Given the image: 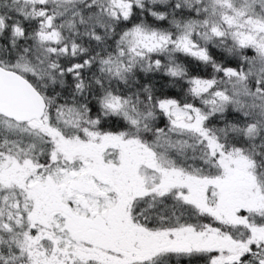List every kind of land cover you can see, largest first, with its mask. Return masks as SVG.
Instances as JSON below:
<instances>
[{
  "label": "snow or ice",
  "instance_id": "obj_1",
  "mask_svg": "<svg viewBox=\"0 0 264 264\" xmlns=\"http://www.w3.org/2000/svg\"><path fill=\"white\" fill-rule=\"evenodd\" d=\"M0 264H264V0H0Z\"/></svg>",
  "mask_w": 264,
  "mask_h": 264
},
{
  "label": "trees",
  "instance_id": "obj_2",
  "mask_svg": "<svg viewBox=\"0 0 264 264\" xmlns=\"http://www.w3.org/2000/svg\"><path fill=\"white\" fill-rule=\"evenodd\" d=\"M181 58L184 59L183 57H181ZM190 67L192 69H196L195 62H191ZM193 74L205 75L202 67L199 70L193 71ZM166 82H167L166 78H164L163 80H159V82L157 84L158 88H161L162 90L166 91L168 95L174 96L176 94L175 88H165L164 86L167 84ZM179 95H180V92H179Z\"/></svg>",
  "mask_w": 264,
  "mask_h": 264
},
{
  "label": "rangeland",
  "instance_id": "obj_3",
  "mask_svg": "<svg viewBox=\"0 0 264 264\" xmlns=\"http://www.w3.org/2000/svg\"><path fill=\"white\" fill-rule=\"evenodd\" d=\"M213 52H214V54H216L215 50H213ZM166 81H167V78H166ZM175 92H176V94L174 96H179V89L178 88H175Z\"/></svg>",
  "mask_w": 264,
  "mask_h": 264
}]
</instances>
